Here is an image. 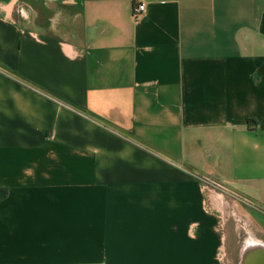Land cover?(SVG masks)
<instances>
[{
	"label": "crops",
	"instance_id": "crops-1",
	"mask_svg": "<svg viewBox=\"0 0 264 264\" xmlns=\"http://www.w3.org/2000/svg\"><path fill=\"white\" fill-rule=\"evenodd\" d=\"M250 238L264 0H0V264H264Z\"/></svg>",
	"mask_w": 264,
	"mask_h": 264
},
{
	"label": "rangeland",
	"instance_id": "rangeland-1",
	"mask_svg": "<svg viewBox=\"0 0 264 264\" xmlns=\"http://www.w3.org/2000/svg\"><path fill=\"white\" fill-rule=\"evenodd\" d=\"M205 182H207V183H205V185H211L210 187H212V188H215L214 186V184H212V182H210V181H205ZM228 218H229V224H231L232 223V221H233V219H238L239 220V218H236L235 217V215L233 214V210L231 209V208H229L228 210ZM234 245H235V243H233ZM239 246V242L236 244V246ZM233 252V253H232ZM228 254H230L231 256H230V264H236V257H235V251H229L228 252Z\"/></svg>",
	"mask_w": 264,
	"mask_h": 264
},
{
	"label": "bare ground",
	"instance_id": "bare-ground-1",
	"mask_svg": "<svg viewBox=\"0 0 264 264\" xmlns=\"http://www.w3.org/2000/svg\"><path fill=\"white\" fill-rule=\"evenodd\" d=\"M246 246L244 249H247L246 252H251V253H255V252H261L260 249H264L262 246H260V243H257L256 241H254L252 238H250L249 240H247L246 242ZM250 253V254H251ZM254 257V255H253ZM251 258V257H250Z\"/></svg>",
	"mask_w": 264,
	"mask_h": 264
},
{
	"label": "built area",
	"instance_id": "built-area-1",
	"mask_svg": "<svg viewBox=\"0 0 264 264\" xmlns=\"http://www.w3.org/2000/svg\"><path fill=\"white\" fill-rule=\"evenodd\" d=\"M145 12V6L143 4L134 5L132 9V18L134 21H139Z\"/></svg>",
	"mask_w": 264,
	"mask_h": 264
},
{
	"label": "water",
	"instance_id": "water-1",
	"mask_svg": "<svg viewBox=\"0 0 264 264\" xmlns=\"http://www.w3.org/2000/svg\"><path fill=\"white\" fill-rule=\"evenodd\" d=\"M263 264V263H262Z\"/></svg>",
	"mask_w": 264,
	"mask_h": 264
}]
</instances>
